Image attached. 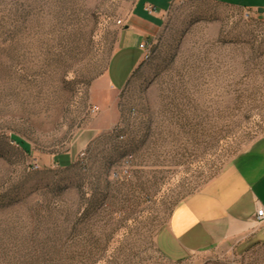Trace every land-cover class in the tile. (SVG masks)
<instances>
[{"label":"rangeland","instance_id":"obj_1","mask_svg":"<svg viewBox=\"0 0 264 264\" xmlns=\"http://www.w3.org/2000/svg\"><path fill=\"white\" fill-rule=\"evenodd\" d=\"M135 2L0 0V264H264L249 237L182 262L156 247L175 206L264 138V15L174 0L114 91Z\"/></svg>","mask_w":264,"mask_h":264},{"label":"crops","instance_id":"obj_2","mask_svg":"<svg viewBox=\"0 0 264 264\" xmlns=\"http://www.w3.org/2000/svg\"><path fill=\"white\" fill-rule=\"evenodd\" d=\"M214 1L264 15V11L260 12L264 10V0ZM173 2L136 0L105 75L111 90L125 88L142 61L141 44L161 29ZM148 7L155 8L156 12L150 14ZM64 155L69 160L64 168L72 166L77 153ZM259 209H264V138L254 142L218 176L175 206L157 233L156 247L167 260L182 262L238 238L264 241V223L256 222Z\"/></svg>","mask_w":264,"mask_h":264},{"label":"built area","instance_id":"obj_3","mask_svg":"<svg viewBox=\"0 0 264 264\" xmlns=\"http://www.w3.org/2000/svg\"><path fill=\"white\" fill-rule=\"evenodd\" d=\"M147 11L150 13V14H154L156 12L155 8L153 7H148L147 8ZM141 49L143 51H145V49L147 48V43H144V44H141ZM98 108L95 107L94 108V111H97ZM34 169H39V166L37 164H35L33 166ZM256 222L257 223H264V209H259L258 212H257V215H256Z\"/></svg>","mask_w":264,"mask_h":264},{"label":"water","instance_id":"obj_4","mask_svg":"<svg viewBox=\"0 0 264 264\" xmlns=\"http://www.w3.org/2000/svg\"><path fill=\"white\" fill-rule=\"evenodd\" d=\"M263 11H264L263 9L260 10V12H263Z\"/></svg>","mask_w":264,"mask_h":264}]
</instances>
